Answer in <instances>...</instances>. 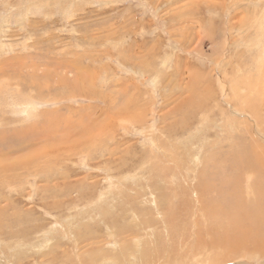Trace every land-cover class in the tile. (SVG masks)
Segmentation results:
<instances>
[{
    "label": "rangeland",
    "instance_id": "obj_1",
    "mask_svg": "<svg viewBox=\"0 0 264 264\" xmlns=\"http://www.w3.org/2000/svg\"><path fill=\"white\" fill-rule=\"evenodd\" d=\"M254 141L264 0H0V264H264Z\"/></svg>",
    "mask_w": 264,
    "mask_h": 264
},
{
    "label": "bare ground",
    "instance_id": "obj_2",
    "mask_svg": "<svg viewBox=\"0 0 264 264\" xmlns=\"http://www.w3.org/2000/svg\"><path fill=\"white\" fill-rule=\"evenodd\" d=\"M254 143L256 144L255 146L249 145L241 152V163L243 164V170L245 171L246 175L248 174V177H250L247 195L250 197L252 202V208L243 210L245 207L244 202L242 203L243 196H241L236 190L238 187H235L233 190L236 191L232 192L233 199L229 198L231 202L227 208L224 209L223 207L215 205L210 207V209L215 211L220 217L221 213L224 214L225 218L228 219L229 222L232 221L245 224V229L241 231H245V233H243L240 238V244L250 242L264 245V145L256 141H254ZM250 209L252 211H250ZM176 217L177 216H175V218ZM225 218H223V216L221 217V219ZM236 231L238 230L236 229ZM235 236L236 235L234 234L231 237H224L221 239L215 237L214 240L211 238L207 244L202 246L207 247L211 246L212 244H225V246H228V244H232ZM171 255L174 254L172 253Z\"/></svg>",
    "mask_w": 264,
    "mask_h": 264
}]
</instances>
